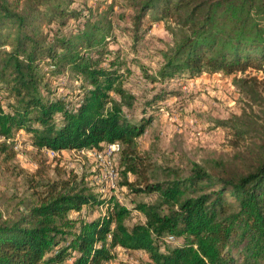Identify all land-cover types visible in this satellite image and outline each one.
Listing matches in <instances>:
<instances>
[{
  "label": "trees",
  "instance_id": "16d2710c",
  "mask_svg": "<svg viewBox=\"0 0 264 264\" xmlns=\"http://www.w3.org/2000/svg\"><path fill=\"white\" fill-rule=\"evenodd\" d=\"M127 1L134 52L155 22L172 36L154 74L141 64L150 84L142 97L110 47L113 5L0 0V135L24 130L59 153L119 142L122 186L157 195L128 207L77 177L48 181L26 208L0 212V264H108L118 247L145 252L146 264H264V142L245 169L164 168L138 147L166 97L180 95L176 78L264 71V0ZM96 206L106 211L90 218ZM133 211L145 220L128 224Z\"/></svg>",
  "mask_w": 264,
  "mask_h": 264
},
{
  "label": "rangeland",
  "instance_id": "374dc122",
  "mask_svg": "<svg viewBox=\"0 0 264 264\" xmlns=\"http://www.w3.org/2000/svg\"><path fill=\"white\" fill-rule=\"evenodd\" d=\"M110 5L114 6L111 15L116 36L110 47L119 49L123 68L132 70L126 75L127 87L142 97L149 93L150 84L141 64L154 74L163 62L159 49L166 48L172 36L164 21L155 22L134 52L131 38L123 29L133 14L127 0H75L73 4L87 12L90 8L105 10ZM173 83L181 93L167 96L165 105L155 111L151 125L138 139L140 153L164 168L189 171L197 163L205 167L225 164L228 168L245 169L264 142V71L251 68L232 75L205 72L189 80L176 78ZM102 172L91 151H63L55 155L35 147L32 134L24 130H15L9 138L0 135V212L8 215L22 210L27 202L38 199L37 192L44 190L46 182L70 177H77L81 187L93 193L115 195L128 207L157 196L131 192L122 186L121 175L113 181H103ZM87 211L90 218L97 217L106 207L96 206ZM143 220L141 213L133 211L127 223ZM115 253L116 257L108 264L147 263L143 251L118 247Z\"/></svg>",
  "mask_w": 264,
  "mask_h": 264
},
{
  "label": "built area",
  "instance_id": "2783aa9c",
  "mask_svg": "<svg viewBox=\"0 0 264 264\" xmlns=\"http://www.w3.org/2000/svg\"><path fill=\"white\" fill-rule=\"evenodd\" d=\"M44 149V148H43ZM122 149V145L119 142H114L108 144L102 150L91 151L95 154L96 160L103 170L102 180L103 181H113L117 177V169L115 168L116 160ZM51 154H58L57 151L47 149ZM170 239H173L171 237Z\"/></svg>",
  "mask_w": 264,
  "mask_h": 264
}]
</instances>
